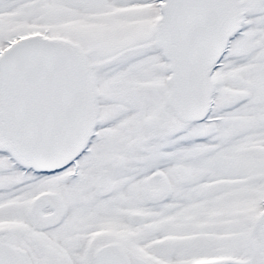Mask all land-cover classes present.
I'll use <instances>...</instances> for the list:
<instances>
[{
  "label": "snow or ice",
  "instance_id": "6c2138e0",
  "mask_svg": "<svg viewBox=\"0 0 264 264\" xmlns=\"http://www.w3.org/2000/svg\"><path fill=\"white\" fill-rule=\"evenodd\" d=\"M0 264H264V0H0Z\"/></svg>",
  "mask_w": 264,
  "mask_h": 264
}]
</instances>
